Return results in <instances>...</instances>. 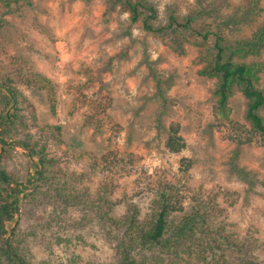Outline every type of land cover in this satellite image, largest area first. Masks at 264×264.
Returning <instances> with one entry per match:
<instances>
[{"label":"rangeland","instance_id":"rangeland-1","mask_svg":"<svg viewBox=\"0 0 264 264\" xmlns=\"http://www.w3.org/2000/svg\"><path fill=\"white\" fill-rule=\"evenodd\" d=\"M132 1L155 8L154 28L172 13L196 15L199 36L148 32L146 14L134 23L117 0L0 2V172L15 183V251L27 264H123L126 250L138 264H173L121 224L130 207L145 217L170 187L207 232L229 238L208 261L264 264V136L245 119L239 87L222 118L217 80L205 74L214 34L250 39L264 25V0ZM233 61L264 64V52ZM255 86L264 92V76ZM170 126L185 142L178 153L165 147ZM243 243L256 245L248 257Z\"/></svg>","mask_w":264,"mask_h":264},{"label":"trees","instance_id":"trees-1","mask_svg":"<svg viewBox=\"0 0 264 264\" xmlns=\"http://www.w3.org/2000/svg\"><path fill=\"white\" fill-rule=\"evenodd\" d=\"M21 1L0 0L7 10H12ZM117 1L130 14L131 21L134 23L139 20L142 14H146L143 20V28L148 32L162 35L169 31L174 35H181L184 31H190L199 36V32L193 27L196 15H190L187 20L180 22L176 14L172 13L167 19L166 26L154 28L149 22L156 18L157 13L152 5L143 2H133L132 0ZM214 37L215 55L209 63L205 74L207 77L217 80L214 95L218 112L223 119L228 118L230 113L228 108L229 99L233 94L234 88L239 87L243 97L247 100L245 119L250 123L255 133L264 136V119L260 115V111L264 109V92L255 86L261 77L264 76V64L233 61L234 57L246 59L258 56L264 52V25L259 27L251 38L247 40L231 41L222 38L218 33H215ZM5 87L10 95L9 100L18 102V93L10 85ZM238 141L240 143V137ZM4 142L0 137V144L3 145L5 144ZM16 144L23 150L28 149L24 142H16ZM165 147L172 153H178L185 148V142L179 135L178 126H170L168 128ZM41 161V157H38L37 161L32 159L31 166H34L35 169L41 168L39 165ZM185 166L188 167L189 164L187 163ZM0 178L5 191V196L0 193V256L11 261V264H27L15 251L11 242V233L7 229L8 223H16L15 208L12 203L7 201L10 194H15L16 192L15 183L3 172H0ZM250 185H252L251 181ZM167 192H170V194ZM174 192L175 190H171L170 187L158 189L155 199L151 202L150 211L145 217H140V211L135 207L128 209L121 223L128 240L140 244L142 247L160 248L162 255H169L175 260L173 264H195V262L201 263V261L204 264H214L211 263L212 259L210 257L218 251L222 252V246L226 245V247H229V238H226L218 231L214 234L207 232L208 225L205 226V223H208V221H199L201 217L198 216L197 211L191 210V212L186 213L180 203V196ZM179 214L181 217L176 222L175 217L179 216ZM201 229H204V231H200ZM255 249V244L245 245L243 243L244 256H250L249 254H252ZM209 252H211L210 256ZM128 253V250H126L123 254V264H138L135 260L130 259ZM209 258L211 262L208 261ZM220 259L226 262L224 255H221ZM250 260L246 264H250Z\"/></svg>","mask_w":264,"mask_h":264}]
</instances>
